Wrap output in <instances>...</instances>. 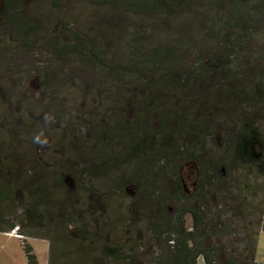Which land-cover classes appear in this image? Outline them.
<instances>
[{
    "label": "trees",
    "instance_id": "obj_1",
    "mask_svg": "<svg viewBox=\"0 0 264 264\" xmlns=\"http://www.w3.org/2000/svg\"><path fill=\"white\" fill-rule=\"evenodd\" d=\"M38 1L0 0V34L11 29L24 49L54 55L58 72L44 66L33 75L43 93L48 85L85 77L95 93H104L109 104L101 113L75 109L80 118L70 117L58 104V117L62 130H93L95 148L81 175L106 176L119 190L143 194L137 207L160 251L151 264H256L264 230L257 219L263 203L253 201L264 190V52L254 55L252 46L264 36V0H84L94 7L96 25L81 27L82 19L69 16L46 39L40 33L45 24L35 15ZM124 16L144 23L133 26L124 42L112 41ZM144 26L159 29L160 40L149 42L139 30ZM74 137L59 135V146H70ZM184 163L197 166L193 191L182 182ZM76 173L65 172L56 188L71 191L65 177L78 182ZM13 178L0 171V200L11 193ZM37 178L23 219L7 222L0 216L5 231L24 235V228L42 225L43 203L51 202L46 181ZM56 197L57 210L64 212L65 200ZM20 239L27 264H40L28 238ZM117 246L107 244L104 253L120 261Z\"/></svg>",
    "mask_w": 264,
    "mask_h": 264
},
{
    "label": "rangeland",
    "instance_id": "obj_2",
    "mask_svg": "<svg viewBox=\"0 0 264 264\" xmlns=\"http://www.w3.org/2000/svg\"><path fill=\"white\" fill-rule=\"evenodd\" d=\"M34 5L39 9L35 15L45 24L40 30L44 39L58 33L59 24L65 19L71 20L69 16L82 19L77 20L82 21L79 23L81 27L96 25L92 22L97 18L92 10L94 7L84 0H39ZM108 14L116 15L117 19L120 17L116 12L108 11ZM141 20L143 18L139 16L120 18L111 40L117 42L119 39L121 43L124 42L123 38L132 36L133 26L144 23ZM148 23L145 22L146 25ZM139 30L148 36L149 42L154 39L151 43L160 40L161 37L158 36L162 35L159 29L154 30L152 26H144ZM9 31L8 37L4 36V33L0 34L1 43L4 37L9 40L3 42L4 52L0 44V171L14 175V178L12 183L8 182L11 193L6 200H0V216L7 222L23 219L25 208L33 200L31 190L36 187L34 182L39 175L41 180L46 181L44 191L48 192L51 203H43L45 212L42 225L24 228V235L33 245L40 264H151L160 251L157 242L150 239L146 222L141 216L142 212L137 207L143 194L140 191L132 193L126 190V187L119 190L116 188L119 183L114 179L108 180L106 176L92 179L86 174L81 175L80 172L86 169L85 157L95 148L90 138L93 130L90 126L82 130L75 127L76 133L70 129L62 130L58 117V114L61 115L58 104L63 110H67L70 117L80 118L75 109L101 113L105 105L109 104L103 100L104 93H95L90 82H86V77L75 82L67 79L64 88H59L64 85H48V92L43 93L39 79L33 76L36 68L49 66L58 72L60 65H57L54 55L48 49L36 51L33 47L26 50L19 42L14 41L11 29ZM191 34L198 35L196 31ZM202 41L205 42L204 37ZM252 50L254 55L264 52V36L256 39ZM248 55H251V52ZM217 73L219 72H215L216 75ZM251 85L252 83H249L247 89H250ZM9 89L12 90L10 97ZM51 91L59 94L57 99L48 95ZM119 105L121 106V102L111 104L115 107ZM84 117L87 115L84 114ZM213 128L219 131L217 126L214 125ZM59 135L65 137L63 140L71 136L76 137L70 146L60 147L59 144L63 142L58 139ZM195 167V163H184L181 169L182 182L189 191L194 190L197 174ZM72 170L77 171L79 181L67 182L68 187L74 183L72 190L63 189L60 192V189L56 188V181L65 172ZM251 181L257 180L251 178ZM260 182L264 183V179ZM262 188L253 201L263 203V211L257 219L264 222ZM41 189L40 191H43ZM56 196L65 200L64 212L57 210L56 203L61 202ZM50 211L52 214H47ZM63 213L74 222L71 224L62 219ZM185 219L190 224V215ZM5 229L6 225L1 224L0 264H27L20 237ZM107 244L120 245L123 260L118 261L107 256L104 253ZM131 253L135 256L134 260L127 257ZM256 264H264V230L259 234Z\"/></svg>",
    "mask_w": 264,
    "mask_h": 264
},
{
    "label": "built area",
    "instance_id": "obj_3",
    "mask_svg": "<svg viewBox=\"0 0 264 264\" xmlns=\"http://www.w3.org/2000/svg\"><path fill=\"white\" fill-rule=\"evenodd\" d=\"M13 232H14V233H16V234L18 235V237H20V238H23V237H25L24 235L18 234L16 229H15V230H13Z\"/></svg>",
    "mask_w": 264,
    "mask_h": 264
},
{
    "label": "water",
    "instance_id": "obj_4",
    "mask_svg": "<svg viewBox=\"0 0 264 264\" xmlns=\"http://www.w3.org/2000/svg\"><path fill=\"white\" fill-rule=\"evenodd\" d=\"M195 171H197V170H196V167H195ZM65 179H66L67 182H71V181L69 180V176H66ZM72 185H73V184H72ZM72 185H71V186H72ZM187 189H188V188H187ZM193 189H194V188H193ZM188 191H189V189H188Z\"/></svg>",
    "mask_w": 264,
    "mask_h": 264
}]
</instances>
